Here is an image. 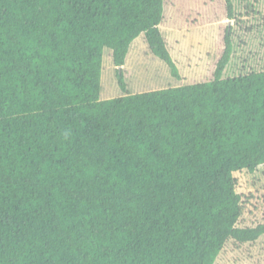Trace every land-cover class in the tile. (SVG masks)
<instances>
[{"label": "trees", "instance_id": "obj_1", "mask_svg": "<svg viewBox=\"0 0 264 264\" xmlns=\"http://www.w3.org/2000/svg\"><path fill=\"white\" fill-rule=\"evenodd\" d=\"M165 0H0V264H235L238 175L264 165V70L101 99L131 44L180 79ZM227 8L231 15L232 4Z\"/></svg>", "mask_w": 264, "mask_h": 264}, {"label": "rangeland", "instance_id": "obj_2", "mask_svg": "<svg viewBox=\"0 0 264 264\" xmlns=\"http://www.w3.org/2000/svg\"><path fill=\"white\" fill-rule=\"evenodd\" d=\"M165 0L160 28L181 78L154 56L144 35L131 44L124 68L126 92L119 85L112 50L106 48L101 75V99L125 93H140L165 87L194 84L212 79L229 31L233 42L231 59L223 78L264 70V0ZM238 191L246 209L240 226L264 225V165L256 172L238 176ZM220 261L235 264H264V235L255 243L227 244Z\"/></svg>", "mask_w": 264, "mask_h": 264}]
</instances>
